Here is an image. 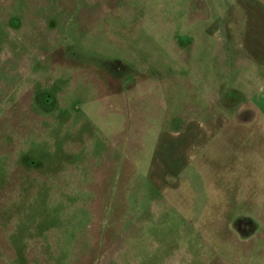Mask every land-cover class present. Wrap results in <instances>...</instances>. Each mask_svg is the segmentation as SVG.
<instances>
[{
    "label": "rangeland",
    "instance_id": "rangeland-1",
    "mask_svg": "<svg viewBox=\"0 0 264 264\" xmlns=\"http://www.w3.org/2000/svg\"><path fill=\"white\" fill-rule=\"evenodd\" d=\"M239 1L0 0V264H264V134L189 105Z\"/></svg>",
    "mask_w": 264,
    "mask_h": 264
},
{
    "label": "crops",
    "instance_id": "crops-1",
    "mask_svg": "<svg viewBox=\"0 0 264 264\" xmlns=\"http://www.w3.org/2000/svg\"><path fill=\"white\" fill-rule=\"evenodd\" d=\"M238 10V28L235 31L226 26L223 32L225 41L223 40L221 45V47L227 46V49L222 47L225 51L237 49L234 51L237 54L236 62L227 68L238 70L234 83H228L226 78L219 79L214 76L196 77L190 83L191 92L196 94L189 105H192L196 115L205 118L204 124L200 123L199 127L194 125L196 128L193 131L200 132L202 137L211 136L218 129L233 124L231 123L233 121L237 122L240 128H247L258 137L262 138L264 134V0L239 1ZM113 75L109 77V81L113 88L112 92H115L116 96L124 82L121 75L120 77L117 74ZM145 82L147 81L135 76V81L129 84L127 82L125 85V89L130 90V100L134 104L133 110L137 117L136 123L141 122L144 114V111L140 110L142 100L139 95L146 91L143 88ZM220 117L222 118L221 123L219 122ZM189 122L191 125L192 120ZM261 142L264 147V141ZM202 147L203 144H201ZM246 148L245 145L242 146L241 150L244 153L238 166V173L243 174L237 179L240 186L249 179V175L253 172L248 167V159L245 157ZM251 161L255 164L253 160ZM259 179L263 181L264 177ZM262 196L264 194H261Z\"/></svg>",
    "mask_w": 264,
    "mask_h": 264
}]
</instances>
